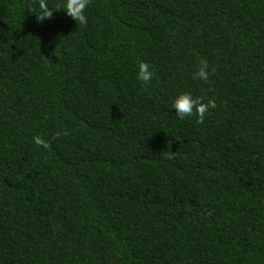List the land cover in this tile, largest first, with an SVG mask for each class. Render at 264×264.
I'll return each instance as SVG.
<instances>
[{
    "label": "trees",
    "instance_id": "16d2710c",
    "mask_svg": "<svg viewBox=\"0 0 264 264\" xmlns=\"http://www.w3.org/2000/svg\"><path fill=\"white\" fill-rule=\"evenodd\" d=\"M65 2L0 0V264H264V0Z\"/></svg>",
    "mask_w": 264,
    "mask_h": 264
},
{
    "label": "clouds",
    "instance_id": "9594fccd",
    "mask_svg": "<svg viewBox=\"0 0 264 264\" xmlns=\"http://www.w3.org/2000/svg\"><path fill=\"white\" fill-rule=\"evenodd\" d=\"M35 3L39 6V14L36 15L38 21H44L46 19H51L53 17V11L50 10L47 0H35ZM90 3V0H66L62 5L66 14L75 20L79 25H85L87 23V17L85 11ZM61 7V5H57ZM30 12H35V8H30ZM214 73V69H213ZM154 77V72L151 71L150 65L146 62H140L138 64V74L137 78L145 83H151ZM194 79L203 80L207 82L209 80V64L207 60H201L198 66V70L193 75ZM172 108L175 109L176 116L180 119L185 117L197 116V123L202 124L206 115L209 114L210 109L216 108V103L214 100L209 101L208 103L203 102V99L200 97H193L190 93L180 94L173 102ZM67 130L57 131L53 139H58L60 136H67ZM34 143L44 149H48L50 144L48 141L43 139L40 136L33 138ZM166 159H174L176 152L171 150L164 151Z\"/></svg>",
    "mask_w": 264,
    "mask_h": 264
}]
</instances>
